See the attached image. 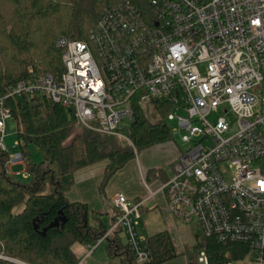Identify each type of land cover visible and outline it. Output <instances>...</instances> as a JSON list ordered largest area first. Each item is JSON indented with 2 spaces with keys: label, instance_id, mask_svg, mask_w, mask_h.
<instances>
[{
  "label": "built area",
  "instance_id": "2783aa9c",
  "mask_svg": "<svg viewBox=\"0 0 264 264\" xmlns=\"http://www.w3.org/2000/svg\"><path fill=\"white\" fill-rule=\"evenodd\" d=\"M101 2L87 41L56 40L61 79H21L0 96V169L12 177L11 167L27 161L4 142L10 96L47 97L73 110L78 126L117 137L125 136L122 123L133 122L137 105L160 103L166 122L176 123L173 136L190 145L159 189L166 192L163 213L175 246L183 247L177 221L196 217L204 237L243 244L251 254L247 264H264V0ZM213 112L222 114L215 122ZM146 188L138 202L112 197L117 221L98 241L121 229L137 264L152 262L137 232L141 209L158 192ZM198 260L211 264L205 250Z\"/></svg>",
  "mask_w": 264,
  "mask_h": 264
},
{
  "label": "trees",
  "instance_id": "16d2710c",
  "mask_svg": "<svg viewBox=\"0 0 264 264\" xmlns=\"http://www.w3.org/2000/svg\"><path fill=\"white\" fill-rule=\"evenodd\" d=\"M13 1L0 0V21L4 19L2 10L9 4L17 8L15 27L0 26V96L5 97L21 79L38 80L47 74L61 79L65 70L63 51L56 47V40L59 37L88 39L103 4L101 0H27L28 7H22L23 0ZM58 14L67 19L61 22ZM33 28L39 33L37 44L32 39ZM7 43L15 51L9 57L4 55ZM6 105L16 120L17 139L31 180L22 184L0 169V254L18 259L17 262L0 259V264H78L81 259L73 247L96 246L116 223L118 212L108 223L95 216L99 224L91 225L89 206L71 203L67 197L75 172L107 161L100 186L103 190L139 152L173 140L162 104L154 103L152 107L157 122L150 121L145 109L136 106L133 122L122 129L131 142L127 149L119 145L117 136L82 127L83 134L74 135L65 146L77 125L74 112L47 97L15 95L6 99ZM29 144L41 149L39 163L30 162ZM154 174L155 170H151L147 178ZM121 237L122 231L118 229L103 240L109 256L115 264H137ZM172 237L165 229L147 239L152 253L149 264H165L179 256ZM202 243L199 248L207 252L212 264L227 262L230 257L241 259L248 250L243 244L223 245L211 237H204Z\"/></svg>",
  "mask_w": 264,
  "mask_h": 264
},
{
  "label": "rangeland",
  "instance_id": "374dc122",
  "mask_svg": "<svg viewBox=\"0 0 264 264\" xmlns=\"http://www.w3.org/2000/svg\"><path fill=\"white\" fill-rule=\"evenodd\" d=\"M12 3L13 0H6ZM8 2V3H9ZM14 2V1H13ZM27 0L21 1L20 4H22V7H28L27 5ZM16 5H19V3H13ZM21 8V7H19ZM17 8L14 6L12 7L11 4L4 8L3 11V16L4 19L0 21V26H8V29L10 27H13L16 21L15 18V12ZM58 18L61 20V22L65 18V15H60L58 14ZM56 17V16H54ZM50 18L49 24L52 23L53 18ZM55 23V21H54ZM15 27V26H14ZM39 33L35 32L33 28V35L32 39L35 41V44H37V41L39 40ZM87 39V38H86ZM85 39V41H87ZM8 47V50L4 53L5 56H11V54L15 53L14 49L11 47L9 43L6 45ZM2 57V55H0ZM143 108L146 110V115L147 118L152 121V122H157V115H155V112L150 105H143ZM220 116H222L221 113L217 114L213 112L212 114L209 115V121L215 122ZM169 126L171 128L176 127L175 122H168ZM230 124L232 126L235 125L234 120H230ZM125 125L130 126L131 122L129 120H125L122 123V128H125ZM17 128H16V120L14 117L9 118L6 121V127H5V139L4 142L6 146L9 149L10 154H14L17 152H23L22 146L18 145V139H17V134H16ZM84 129H82L80 126H75L72 130L71 136L65 143L67 146L74 135L76 134H83ZM128 139V138H127ZM126 139V136H120L117 137L118 143L121 147L123 148H128L131 145V142ZM181 135L179 133H176L174 136V139L166 142V143H161L154 145L150 147V149H147L145 152H139L137 154V160H141L143 162L144 167L146 168L147 166L149 167H159L163 168L162 173L166 174L167 177L165 179L166 183L172 176H173V165L174 162L180 157V153L184 152L188 147H190L189 144H186L182 142ZM211 144L210 140H206L204 143L205 147H208V145ZM28 158L30 159V162L32 163H39L42 160V153L41 149H39L35 144H29L28 145ZM107 164V161L99 162L95 165H92L86 169H81L74 174L75 181L71 188L67 192V197L70 200L71 203L73 202H79V203H86L89 206V219L90 223L93 226H96L98 224L97 219H95L94 216H96V211H98V208L101 206L102 209L104 207L109 206L112 209V194L111 191H116L122 194H126L127 192L123 187H121V182L118 181H110L108 182L109 184L106 185L103 190V195L101 196L102 190H100L101 182L103 179V176H98V168L104 167ZM227 169H223L222 172H226ZM97 172V173H95ZM11 173L12 177L19 181L22 184H26L31 180V177L27 171V163L24 164H18L14 165L11 167ZM88 174H92L88 177L82 178V176ZM225 176L227 178L231 177V171L228 173H225ZM114 177V176H113ZM112 177V178H113ZM146 186L144 185V188ZM162 187V185L158 186H152L151 188L154 191H158L155 199L157 202H159L160 207H155L154 209H151L150 206L143 207L141 209V219L139 221V226L137 227V232L138 235L141 239L147 240L149 237L159 233L162 230H169L171 229V225L166 221L165 222V216L163 213V206L166 207L165 205V195L163 192L159 191V189ZM143 189L144 195L141 197H144L147 195L148 196V191L147 189ZM128 194V193H127ZM146 196V197H147ZM106 197V198H105ZM165 204V205H164ZM113 211V209H112ZM108 216H105L104 221L105 223H108L107 220ZM198 219L196 217H193L192 221L189 224H184L180 220L177 222V230L179 235L182 237L183 241V247L182 246H177V251L179 256L176 259H173L172 261L167 262L166 264H202L199 262V257L201 255V252L203 251L200 246H202L203 238H204V230L201 227L200 223H198ZM122 243L127 244V239L124 235H122ZM107 244L106 243H100L97 246H91L90 248L87 247V245H80L76 244L73 249L76 255H80V259L85 260V264H115V260L111 258L107 252L106 248ZM244 256L241 257V259H231V254L228 253L227 257L231 261H235L239 264H247L249 262V259L251 257V254L249 252H246L243 254ZM226 256V255H225ZM9 258V257H7ZM11 262H17V260L13 258H9ZM19 262V261H18ZM212 264V263H211Z\"/></svg>",
  "mask_w": 264,
  "mask_h": 264
},
{
  "label": "crops",
  "instance_id": "0c3cea01",
  "mask_svg": "<svg viewBox=\"0 0 264 264\" xmlns=\"http://www.w3.org/2000/svg\"><path fill=\"white\" fill-rule=\"evenodd\" d=\"M148 149H150V148H148ZM146 150H143L142 152H145ZM136 158L134 160L128 162L126 164V166L123 169L119 170L114 175V177L112 178L113 183H114V181L121 182V184H120L121 187H123V189H125V191L128 194L126 193L124 195V194L116 192V191H111L112 197L115 196V195H122V196H125L126 198H128V199H130L132 201L138 202L140 200H144V199L147 198L146 197L147 195L145 196V198L141 197V196L144 195V191L142 189V187L144 188V185L148 186L149 188H151L152 186H158L159 184L163 186L165 184V183H162V182H164L163 179H166L167 175L161 172L163 170V168L149 167V166H147L145 168L144 165H143V162L140 159L137 160ZM88 167H90V166H88ZM88 167H86V168H88ZM105 167H106V165L104 167L98 168V170H97L98 176L102 177L104 175ZM86 168H84V169H86ZM151 170H155V174L154 175H150V177L147 178L148 172H150ZM97 172H95V173H97ZM90 175H92V174H88V176H90ZM88 176L83 174L82 178L88 177ZM112 181H110V182H112ZM166 183H168V182H166ZM144 189H147V188L145 187ZM103 190H105V189H103ZM103 190H102L101 196L103 195V192H104ZM163 193H164V195L166 197V192L164 191ZM165 204L164 205L167 206V198L165 199ZM146 206H150L151 209H154L155 207H158V206L160 207V204H159V202H157V200L154 197L153 199H151L148 202H146L143 207L146 208ZM165 208L166 207L163 206V211H164ZM112 209H113V211H112ZM112 209L109 206L104 207V209H102V207L100 206L98 208V211H96V217H100V221L105 223L103 218H105V216H108L107 220L109 222V220L114 215H116V210L114 209L113 205H112ZM96 217H95V219H96ZM97 221H98V224H99V219H97ZM79 256L80 255H78V257Z\"/></svg>",
  "mask_w": 264,
  "mask_h": 264
}]
</instances>
